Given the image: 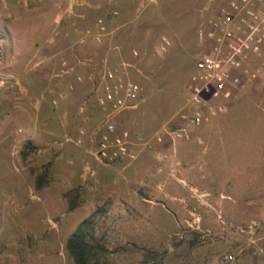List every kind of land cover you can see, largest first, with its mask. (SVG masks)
<instances>
[{"label":"rangeland","instance_id":"1","mask_svg":"<svg viewBox=\"0 0 264 264\" xmlns=\"http://www.w3.org/2000/svg\"><path fill=\"white\" fill-rule=\"evenodd\" d=\"M210 1L61 0L71 9L55 29L40 31L38 56L30 47L24 61L5 67L0 51V91L16 88L20 74L42 94L37 129L31 105L24 126L9 103L0 105V264H75L67 240L98 210L94 233L107 249L106 264H221L227 252L240 264H264V251L246 248L240 230L264 221V80L188 139L173 143L164 132L185 109L187 78L201 50L197 28ZM98 19L106 27L99 44L90 35ZM161 35L171 46L157 53ZM122 62L142 88L139 106L118 118L136 159L106 173L92 157L102 114L89 77ZM215 191L225 208L208 206ZM201 203L214 224L211 215L203 218ZM258 245L264 250V241Z\"/></svg>","mask_w":264,"mask_h":264},{"label":"built area","instance_id":"2","mask_svg":"<svg viewBox=\"0 0 264 264\" xmlns=\"http://www.w3.org/2000/svg\"><path fill=\"white\" fill-rule=\"evenodd\" d=\"M204 11L197 28L201 50L187 78L185 109L164 130L173 143L188 139L192 129L224 114L238 93L264 80V0H211ZM95 26L97 29L90 35L99 44L106 27L102 19ZM87 36L79 42H85ZM170 46L169 37L161 35L154 48L157 53H164ZM132 52L138 55L135 49ZM130 65L103 64L97 76L89 77L91 92L102 114L94 129L92 157L105 166L136 159L129 132L118 124L123 112L136 109L142 101V88L127 70ZM156 139L159 143L164 141L162 135ZM240 230L247 235L246 248L252 247L262 254L264 250L258 243L264 241V235H257L264 230V221L251 222ZM221 264L240 261L237 254L227 252L222 255Z\"/></svg>","mask_w":264,"mask_h":264},{"label":"crops","instance_id":"3","mask_svg":"<svg viewBox=\"0 0 264 264\" xmlns=\"http://www.w3.org/2000/svg\"><path fill=\"white\" fill-rule=\"evenodd\" d=\"M37 4L32 8H28L24 0H1L0 4V51L2 55H4L6 64L7 60L10 61H21L26 56L25 52L30 50V47H36V56L39 55V47L41 46V41L39 40L40 31L44 30L49 26H52L53 29L59 24L62 16L71 9L70 6L67 7V2L62 7L61 0H36ZM68 3H71L73 0H65ZM30 31L35 35V40L31 41ZM37 40V41H36ZM38 52V53H37ZM11 66V65H6ZM2 70V69H1ZM0 70V71H1ZM4 71V70H3ZM9 71V70H8ZM7 73H10L9 71ZM14 73V72H13ZM10 76L14 74H9ZM0 77H3L0 74ZM16 83L17 87L11 89L13 87V83L10 86H5L1 88L0 91V105L6 101L10 104V110L14 111L17 115L18 123L20 126L29 124V116L28 109L31 105L33 112L36 110V114L34 115L33 127L38 128L40 126L38 115L42 110L41 96L32 92V89L28 86L29 81L25 80V76L16 74ZM11 89V90H10ZM36 98V99H35ZM44 123V122H43ZM35 134V131L33 132ZM140 139V137H137ZM106 173H119L121 171V167L115 165L106 166ZM99 174H101V170H99ZM95 172V171H94ZM105 173V174H106ZM197 175H202V170L199 169L197 171ZM211 175V174H210ZM216 181V179H214ZM215 196L211 201V205L214 207H222L223 206V195L215 191ZM172 200V199H171ZM178 201H184V199H177ZM175 201V200H174ZM172 203H178L176 202ZM204 203L199 204V207L202 209L203 218H207L208 215L211 219V223L214 222L212 212L204 208ZM245 204L242 203V205ZM227 209V208H226ZM208 214V215H204ZM214 224V223H213ZM212 224V225H213Z\"/></svg>","mask_w":264,"mask_h":264},{"label":"trees","instance_id":"4","mask_svg":"<svg viewBox=\"0 0 264 264\" xmlns=\"http://www.w3.org/2000/svg\"><path fill=\"white\" fill-rule=\"evenodd\" d=\"M75 207L76 203L70 202L69 209ZM98 211L85 218L67 240L66 248L75 264H106L107 249L94 233Z\"/></svg>","mask_w":264,"mask_h":264}]
</instances>
